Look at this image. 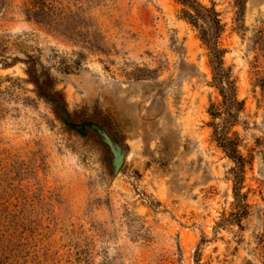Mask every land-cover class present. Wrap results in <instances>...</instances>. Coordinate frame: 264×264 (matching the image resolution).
Masks as SVG:
<instances>
[{
	"label": "rangeland",
	"instance_id": "rangeland-1",
	"mask_svg": "<svg viewBox=\"0 0 264 264\" xmlns=\"http://www.w3.org/2000/svg\"><path fill=\"white\" fill-rule=\"evenodd\" d=\"M194 1L58 0L55 30L0 0V264H264V0ZM198 4L243 102L241 217Z\"/></svg>",
	"mask_w": 264,
	"mask_h": 264
},
{
	"label": "trees",
	"instance_id": "trees-1",
	"mask_svg": "<svg viewBox=\"0 0 264 264\" xmlns=\"http://www.w3.org/2000/svg\"><path fill=\"white\" fill-rule=\"evenodd\" d=\"M183 2H189L191 4L196 3L194 0H182ZM58 0H24L23 7L26 16L29 20H34L38 24H42L50 29L62 30L66 25V17L63 15V9L57 5ZM198 6H200L198 4ZM204 11L201 14L200 11L194 15L188 13V18L192 23L197 24L200 17L208 18L211 23V33H203V40L207 46L211 49V63L215 71V81L218 84L221 95L223 96V102L221 109L213 115L223 116V122L216 126L215 137L221 147H223L230 158H232L237 166L235 169L236 181V195L237 205L239 207L238 216L241 217V181L244 175V158L241 156L238 150V145L234 139L229 136V127L237 120L239 112L243 108V102L238 99L237 89L235 83L231 81L229 74L223 68V51L219 48L218 39L223 29L220 19L215 11H210L200 6ZM29 74L33 77L37 86L42 88L40 77L37 75L34 61L29 60ZM46 85H49L47 81Z\"/></svg>",
	"mask_w": 264,
	"mask_h": 264
},
{
	"label": "water",
	"instance_id": "water-1",
	"mask_svg": "<svg viewBox=\"0 0 264 264\" xmlns=\"http://www.w3.org/2000/svg\"><path fill=\"white\" fill-rule=\"evenodd\" d=\"M96 129L110 147V150L113 153L114 171L115 173H118L124 163V154L122 153L121 148L118 146V144L111 138V136L107 132L103 131L100 128Z\"/></svg>",
	"mask_w": 264,
	"mask_h": 264
}]
</instances>
